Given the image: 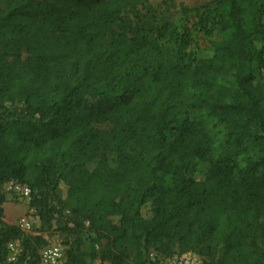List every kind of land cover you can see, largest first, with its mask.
Segmentation results:
<instances>
[{
    "label": "trees",
    "instance_id": "16d2710c",
    "mask_svg": "<svg viewBox=\"0 0 264 264\" xmlns=\"http://www.w3.org/2000/svg\"><path fill=\"white\" fill-rule=\"evenodd\" d=\"M191 11L213 37L200 56L189 50ZM256 67L264 0H210L161 23L148 0H6L0 183L26 185L41 224L73 236L62 264H154L150 249L157 258L198 251L203 264H264ZM102 121L112 133L96 127ZM104 150L115 167L101 161L89 171ZM2 214L0 206V257L37 264L46 240ZM10 241L21 249L13 263Z\"/></svg>",
    "mask_w": 264,
    "mask_h": 264
},
{
    "label": "rangeland",
    "instance_id": "374dc122",
    "mask_svg": "<svg viewBox=\"0 0 264 264\" xmlns=\"http://www.w3.org/2000/svg\"><path fill=\"white\" fill-rule=\"evenodd\" d=\"M6 0H0V6L3 7ZM210 0H148L149 5L154 8V12L157 17L158 23H161L169 12H173L180 8H188L193 10L196 7L205 5L209 3ZM194 11L189 12L185 23L190 27L192 33V43L190 45V52L195 56H200L202 52L210 48L213 37L205 35L203 31L199 30L196 26ZM26 53L22 51L21 59L23 60ZM12 59V57H9ZM255 74L264 79V67L255 69ZM96 127L103 132L112 133L113 123L109 121H102L96 124ZM101 161L106 162L105 165L109 168L115 167V154L110 150H104L99 152L90 161L87 162V169L93 170ZM207 164L201 163L198 167L200 172H205ZM24 184H20L14 180H8L4 183H0V206L3 209V214L1 220L8 224H14L18 226L21 231L26 234L39 235L46 240V244L60 245L64 250L67 248L68 243L72 240V235L69 232L60 230L56 228L53 224L52 227H45L41 224L39 216L36 209L30 204L31 195L29 197H24L20 193L19 187ZM65 187H62V196L65 195ZM4 205V208H3ZM150 203L147 202L141 207V215L143 218H149L151 216ZM22 218H26L30 221L31 226L28 230H22L20 227V221ZM111 219L117 223L119 216L113 215ZM155 251L149 250V257L155 255ZM192 254L198 256L203 264L204 257L198 251H192ZM3 260V261H1ZM5 260L0 257V264H5ZM228 259L226 260V264ZM37 264H40L38 262Z\"/></svg>",
    "mask_w": 264,
    "mask_h": 264
},
{
    "label": "built area",
    "instance_id": "2783aa9c",
    "mask_svg": "<svg viewBox=\"0 0 264 264\" xmlns=\"http://www.w3.org/2000/svg\"><path fill=\"white\" fill-rule=\"evenodd\" d=\"M20 193L24 197L31 195V190L23 185L19 187ZM31 223L28 219L22 218L20 221V227L22 230L30 229ZM7 262L13 263L17 260L20 254V246L18 241H10L7 243ZM154 264H202L201 259L192 254L191 252L186 253H173L167 257H156L155 255L151 258ZM64 261L63 248L60 245L47 244L43 246L39 251V262L40 264H62Z\"/></svg>",
    "mask_w": 264,
    "mask_h": 264
},
{
    "label": "crops",
    "instance_id": "0c3cea01",
    "mask_svg": "<svg viewBox=\"0 0 264 264\" xmlns=\"http://www.w3.org/2000/svg\"><path fill=\"white\" fill-rule=\"evenodd\" d=\"M3 208H4V205H3Z\"/></svg>",
    "mask_w": 264,
    "mask_h": 264
}]
</instances>
